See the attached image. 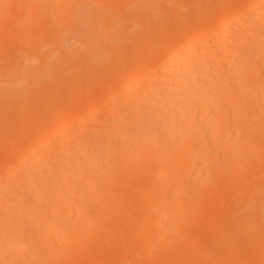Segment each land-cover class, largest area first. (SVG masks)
<instances>
[{
  "label": "bare ground",
  "instance_id": "6f19581e",
  "mask_svg": "<svg viewBox=\"0 0 264 264\" xmlns=\"http://www.w3.org/2000/svg\"><path fill=\"white\" fill-rule=\"evenodd\" d=\"M0 264H264V0H0Z\"/></svg>",
  "mask_w": 264,
  "mask_h": 264
},
{
  "label": "rangeland",
  "instance_id": "374dc122",
  "mask_svg": "<svg viewBox=\"0 0 264 264\" xmlns=\"http://www.w3.org/2000/svg\"><path fill=\"white\" fill-rule=\"evenodd\" d=\"M12 29H14V28H12ZM16 29V28H15ZM19 29V30H18ZM8 30H10L9 32L13 35V33L11 32L12 30L11 29H8ZM24 30V29H23ZM23 30H21L20 28H17V31L18 32H21V31H23ZM15 32H16V30H14ZM8 32V35H11L10 33ZM17 32V33H18ZM19 34V33H18ZM17 35V34H16ZM20 35V34H19ZM14 36V35H13ZM138 55V54H137ZM236 209V210H235ZM235 209H231L230 210V212L229 213H231L230 214V218H231V216L233 215V214H235V215H233L232 216V218L231 219H233V217H236V218H238V216H240L241 214H242V211L241 210H239V208L238 207H235ZM234 211V212H233ZM237 211H239V213H237ZM241 211V212H240ZM235 219V218H234ZM235 221V220H234ZM206 260H208V259H206Z\"/></svg>",
  "mask_w": 264,
  "mask_h": 264
}]
</instances>
